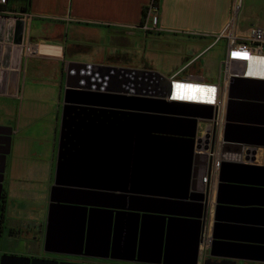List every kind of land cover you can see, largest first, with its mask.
<instances>
[{"label":"crops","instance_id":"1","mask_svg":"<svg viewBox=\"0 0 264 264\" xmlns=\"http://www.w3.org/2000/svg\"><path fill=\"white\" fill-rule=\"evenodd\" d=\"M149 2L0 0V126L12 130L4 169L9 170L4 191L8 200L1 203L5 228L0 234V254L48 259L65 254L46 251L44 246L49 170L56 166L73 63L158 70L167 77L177 74L215 81L226 40L211 46V34L223 29L234 8L238 30L250 25L264 27V0H154L159 7V29L144 30L140 25ZM220 43L225 47L223 56L214 74L204 75L203 57ZM29 44L37 47L36 54L26 53ZM227 113L225 105L216 128L220 166L209 170L207 157L194 154L191 170L192 182L209 190L208 235L219 242L211 256L206 255V264H264V103L231 106L233 128L229 132L225 128ZM86 167L133 170L132 164L121 165L116 160ZM144 167L145 189H171V174L178 170H159L156 186L149 164ZM38 170H43L40 177L36 176ZM177 226L187 234L186 226ZM104 256L92 253L87 261L186 263L178 255L167 259L151 254Z\"/></svg>","mask_w":264,"mask_h":264},{"label":"water","instance_id":"2","mask_svg":"<svg viewBox=\"0 0 264 264\" xmlns=\"http://www.w3.org/2000/svg\"><path fill=\"white\" fill-rule=\"evenodd\" d=\"M69 73L44 249L81 256L97 251L105 258L178 255L185 264H200L202 259L206 264V255L211 256L219 242L208 235L209 190L192 182L191 170L197 117H211L212 111L203 104L165 99L170 81L156 70L73 63ZM239 102L264 103V79L231 78L225 116L228 132L233 128L231 106ZM11 132V127L0 126V138H5L0 145L6 148L0 150V200ZM109 136L117 145L110 156L102 142ZM211 139L214 146L216 127ZM115 160L133 165V170H117L116 179L123 186L110 192L95 190L107 175L86 166ZM145 164L155 174L156 186L159 170H178L171 174V189H145ZM97 197H120L121 202L86 200ZM178 223L186 226L187 234ZM3 230L0 227V234ZM0 264L88 263L3 253Z\"/></svg>","mask_w":264,"mask_h":264},{"label":"built area","instance_id":"3","mask_svg":"<svg viewBox=\"0 0 264 264\" xmlns=\"http://www.w3.org/2000/svg\"><path fill=\"white\" fill-rule=\"evenodd\" d=\"M235 10L236 8L234 13ZM234 13L221 31L211 34V46L221 39L226 40L225 54L215 81L205 77H179L177 74L166 76L170 81V94L165 96V99L203 104L212 111L211 117H197L194 148V154L207 157L209 170H215L221 163L216 145H211V137L224 112L231 78L241 76L264 79V27L250 25L245 30H238ZM140 27L144 30L159 29V7L154 0L147 4L145 21ZM25 51L29 55H34L37 47L29 44ZM209 175L207 174L203 180L206 181Z\"/></svg>","mask_w":264,"mask_h":264},{"label":"flooded vegetation","instance_id":"4","mask_svg":"<svg viewBox=\"0 0 264 264\" xmlns=\"http://www.w3.org/2000/svg\"><path fill=\"white\" fill-rule=\"evenodd\" d=\"M114 139H115L114 136H109V137H105V139L102 141L104 143L103 146L107 150L106 151L107 154L106 153L105 154L108 155V156L114 155V150H116V148H117L116 143H114ZM0 141H5V138H0ZM5 149L6 148L4 146L0 145V150H5ZM102 171L101 172L103 174L107 175V176L101 182H99V185L101 187L100 188H96L95 190H97V191H106L107 189H109L108 191L110 192L111 188H115V187H118V186H123V184L121 182L117 181V179H116V175H118V171L117 170H102ZM54 172H55V170L53 171V179H52V182H51L52 184L54 182ZM8 173H9V170H4V173H3L4 177H3V182H2V184H3V192L1 194L0 203H3V202L8 200L7 194L4 193L5 188L7 186V183H8V180H7ZM127 186H130V183ZM49 191H50V189H49ZM86 200L90 201V202H103V203L104 202H107V203L108 202L109 203L121 202V198L120 197H118V198H100V197L98 198L97 197V198H87ZM3 222L4 221L2 219H0V227H3V229H4L5 226L3 225ZM61 256H62V258H58L59 260H71V261H76V262L81 261V262H87L88 264L93 263V262H88L87 261V259L91 258L90 256H81V255L69 254V253L62 254ZM95 263H97V264H106L105 262H100V261L95 262Z\"/></svg>","mask_w":264,"mask_h":264},{"label":"rangeland","instance_id":"5","mask_svg":"<svg viewBox=\"0 0 264 264\" xmlns=\"http://www.w3.org/2000/svg\"><path fill=\"white\" fill-rule=\"evenodd\" d=\"M11 42L14 43V40L13 41L11 40ZM224 48L225 47L220 43L217 46L213 47V49H211V51H209L206 55H204V57H203L205 59V70L203 71V74L204 75H213L214 74L216 65H217V63L220 61V59L223 56ZM158 65L159 64H156V63L153 64L154 67H158ZM4 66H6V65H4ZM156 71H158V70H156ZM38 171L39 172H37L36 176L37 177H40V174L39 173H42L43 170H38ZM50 171H52V172L50 174L51 177H49V178L51 179V182H52V179H53V171L54 170H49V172ZM51 184H50V186H51Z\"/></svg>","mask_w":264,"mask_h":264},{"label":"bare ground","instance_id":"6","mask_svg":"<svg viewBox=\"0 0 264 264\" xmlns=\"http://www.w3.org/2000/svg\"><path fill=\"white\" fill-rule=\"evenodd\" d=\"M264 74V73H263Z\"/></svg>","mask_w":264,"mask_h":264}]
</instances>
